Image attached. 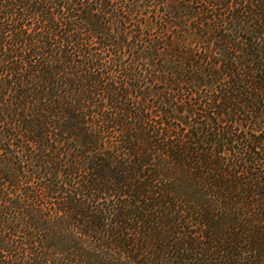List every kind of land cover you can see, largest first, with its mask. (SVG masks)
Instances as JSON below:
<instances>
[{
	"label": "trees",
	"instance_id": "trees-1",
	"mask_svg": "<svg viewBox=\"0 0 264 264\" xmlns=\"http://www.w3.org/2000/svg\"><path fill=\"white\" fill-rule=\"evenodd\" d=\"M0 264H264V0H0Z\"/></svg>",
	"mask_w": 264,
	"mask_h": 264
}]
</instances>
